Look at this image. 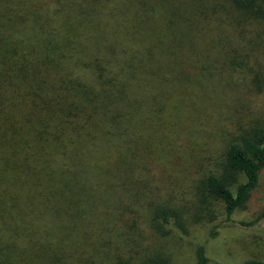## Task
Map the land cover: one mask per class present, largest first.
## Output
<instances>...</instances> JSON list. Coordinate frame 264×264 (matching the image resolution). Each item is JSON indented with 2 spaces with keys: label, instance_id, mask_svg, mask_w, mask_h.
<instances>
[{
  "label": "trees",
  "instance_id": "trees-1",
  "mask_svg": "<svg viewBox=\"0 0 264 264\" xmlns=\"http://www.w3.org/2000/svg\"><path fill=\"white\" fill-rule=\"evenodd\" d=\"M102 1L57 0L50 13L39 0H0V264H91L99 252L150 264L123 248L143 216L182 227L179 209L145 202L166 176L169 135L199 129L211 103L226 102L228 119L240 109L205 77L244 65L264 92V0ZM254 116L212 126L224 139L194 216L216 202L230 218L258 187L264 119ZM261 219L264 207L251 223ZM206 262L200 246L196 264Z\"/></svg>",
  "mask_w": 264,
  "mask_h": 264
},
{
  "label": "rangeland",
  "instance_id": "rangeland-1",
  "mask_svg": "<svg viewBox=\"0 0 264 264\" xmlns=\"http://www.w3.org/2000/svg\"><path fill=\"white\" fill-rule=\"evenodd\" d=\"M36 1L34 0L33 3L35 4ZM39 1L36 5L41 7L42 11L50 13L60 5L57 0ZM75 1L81 5V0ZM108 1L110 4H114L118 0ZM98 3L101 5L104 1ZM222 13L224 18L225 10ZM251 65L255 67L253 64ZM196 67L201 70L199 65ZM243 67L244 65L232 64V68L225 72L222 66H218L220 71L216 79L213 78L214 69L213 75L205 77L208 85L216 83L220 85V95L226 94L227 99L233 97L235 106L238 104L240 107L237 109L236 116L232 119H228V115L225 116L226 102L224 104L221 102L211 103L207 113L197 119L199 129L195 127L189 133L181 130L176 134L169 135L171 140L165 143L169 157L160 161V167L164 169L166 176L164 178L160 175L162 180L152 178L150 182L152 189H149L150 193L145 202L152 200L154 204H163L179 209L182 214V227L172 223L154 226L147 216H143L141 221H138L137 227L133 228L135 229L134 240L130 241L128 238L125 241L127 244L123 248V258L130 256H133L135 260L143 258L150 264L159 260H165L168 264H196L197 250L203 246L207 258L206 264H242L250 259L264 261V219L251 223L264 207V169L256 190L251 194L244 207L236 210L230 218H226L221 205L216 202L207 203L209 205L204 212V217L193 215L197 206L201 205L206 198V196L203 198L202 195H199L198 180L215 166L216 163H213L217 155L215 144L224 139L221 137L219 140L222 130L217 134V129L224 125V128L232 130L245 126V123L249 121L250 112L259 121L264 119L262 116L264 115V92L258 94L252 90L255 82L246 76L247 69ZM249 80L250 94L243 89ZM227 81L237 85L234 93L227 92ZM190 122L193 120L190 119ZM219 122L221 123L218 128L211 129ZM186 169L193 174L190 178V175L184 173ZM194 177L195 179H193ZM130 199L135 206L141 208L140 213L146 215L144 205L136 201L135 198ZM128 219L131 222L132 218ZM212 229L214 233L211 235ZM91 264L113 263L106 259L102 252H99Z\"/></svg>",
  "mask_w": 264,
  "mask_h": 264
}]
</instances>
